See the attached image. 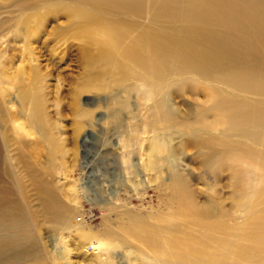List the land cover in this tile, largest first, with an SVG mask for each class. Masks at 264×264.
I'll list each match as a JSON object with an SVG mask.
<instances>
[{"label": "rangeland", "instance_id": "1", "mask_svg": "<svg viewBox=\"0 0 264 264\" xmlns=\"http://www.w3.org/2000/svg\"><path fill=\"white\" fill-rule=\"evenodd\" d=\"M263 79L264 0H0V264H164L122 231L135 220L207 237L198 251L224 264H264L241 255L264 249V170L246 199L238 175L264 165V146L254 167L200 145H251L207 111L215 97L262 113L243 130L264 133ZM161 101L185 129L159 124Z\"/></svg>", "mask_w": 264, "mask_h": 264}, {"label": "bare ground", "instance_id": "2", "mask_svg": "<svg viewBox=\"0 0 264 264\" xmlns=\"http://www.w3.org/2000/svg\"><path fill=\"white\" fill-rule=\"evenodd\" d=\"M194 1V0H193ZM243 1V0H242ZM124 5V4H123ZM185 6V5H184ZM183 6V7H184ZM173 7V6H172ZM182 7V8H183ZM158 8V7H157ZM179 9V8H178ZM177 9V10H178ZM89 10V9H88ZM127 10V9H126ZM174 10V9H173ZM176 10V9H175ZM184 10V9H183ZM93 11V10H92ZM168 11V10H167ZM179 11V10H178ZM191 11V10H190ZM99 12V11H98ZM120 12V10H119ZM188 12V11H187ZM177 13V12H176ZM169 14V13H168ZM158 15V14H157ZM189 15V14H188ZM155 16V15H154ZM159 16V15H158ZM169 16V15H168ZM228 16V15H227ZM231 16V15H230ZM157 17V16H155ZM164 17V15H163ZM178 17V16H177ZM214 17V16H213ZM161 18V17H160ZM166 18V17H165ZM174 18V16H173ZM204 18V17H203ZM232 18V16H231ZM168 19V18H167ZM167 19H165L167 21ZM175 19V18H174ZM202 19V18H201ZM205 19V18H204ZM156 20V19H155ZM154 21V20H153ZM200 21V20H199ZM176 23V22H175ZM182 23V21H181ZM199 23V22H198ZM215 23V22H214ZM180 25V23H179ZM255 27L261 26L258 21H255ZM157 26V25H156ZM185 26V25H184ZM189 26V25H188ZM244 27L247 28L246 25H244ZM254 27V28H255ZM158 28V27H157ZM164 28V27H163ZM171 29V27H170ZM149 30V29H148ZM147 30V31H148ZM159 31V30H158ZM153 32V31H152ZM199 33V32H198ZM169 35V34H168ZM148 37V36H147ZM194 39V38H193ZM146 40V39H145ZM144 40V41H145ZM121 41V39H120ZM184 42V41H183ZM195 42V41H194ZM148 43V41H147ZM146 43V44H147ZM177 44V43H176ZM180 44V43H179ZM214 44V43H213ZM256 44V43H255ZM254 44V45H255ZM167 48V47H166ZM105 49V48H103ZM173 49V48H172ZM154 50V49H153ZM228 50V48H227ZM129 51V50H128ZM149 51V50H148ZM130 52V51H129ZM127 52V53H129ZM232 52V51H231ZM132 53V52H131ZM179 53V52H178ZM135 54V53H134ZM232 54V53H231ZM176 55V54H175ZM131 56H133V54H131ZM136 56V55H135ZM169 56V55H168ZM163 57V56H162ZM172 57V56H171ZM174 57V56H173ZM135 58V57H134ZM161 58V57H160ZM122 59V58H121ZM127 59V58H126ZM163 59V58H162ZM166 59V58H165ZM177 59V58H176ZM188 62H191L194 65H199V64H206L209 62V60H211V58H207L206 56H202V57H198L195 54H190L189 56H187ZM219 59V58H217ZM132 61V60H131ZM170 61V60H169ZM178 61V60H177ZM216 61V59L214 60ZM213 60L211 62H214ZM240 61V60H239ZM158 62V61H157ZM162 61H160L161 63ZM182 62V61H181ZM131 63V62H130ZM137 63V62H136ZM159 63V64H160ZM133 64V63H132ZM158 64V65H159ZM244 64V63H243ZM135 65V64H134ZM180 65V64H179ZM249 65V64H248ZM181 66V65H180ZM207 66V65H206ZM205 66V67H206ZM246 66V65H245ZM179 67V66H178ZM145 68V67H144ZM123 71V70H122ZM142 71V70H141ZM181 71V70H180ZM205 71V70H204ZM245 71V70H244ZM203 72V70H202ZM228 72V71H227ZM173 73V72H172ZM156 76V75H155ZM243 76V75H242ZM239 79V78H238ZM228 80V79H227ZM264 80V79H263ZM163 82V81H162ZM224 82V81H223ZM228 82V81H227ZM158 83V82H157ZM230 83V81L228 82ZM231 85V84H230ZM244 85V84H243ZM247 87L249 89H254L255 88V83L254 82H248ZM161 86V85H160ZM157 87V86H156ZM164 90V89H163ZM220 93V92H219ZM222 93V92H221ZM24 96V95H23ZM150 97H156L157 96V91L155 90V92L151 93V95H149ZM147 97V96H146ZM26 98V97H25ZM152 100V99H151ZM127 103V102H126ZM125 102L122 103H118L121 106H125L124 104H126ZM211 106L208 108L207 111H209V113L211 111L215 112V113H222L225 117L228 116L229 119V124L233 126V130H241L243 132V139L246 140L247 142H249L251 145H247L245 143H237V144H233L232 142H228V141H220V140H216L213 138H205V139H201L200 140V145H203L204 147L208 148L210 151H212L211 156L212 157H216L218 156V154H216L215 152L219 153L218 157H223V158H227L234 160L236 162H241V163H245L251 166H257L256 163L257 161L260 162L261 158L258 159V157H260L259 155H262V153L258 152L256 149H254L252 146L256 145V146H264V133H252L250 130L246 131L243 129H246L245 124H249V122L253 125H255L257 128H261L262 126V113H260L259 111L251 108V109H247L249 110L248 113L243 112V114L241 113H236L238 112V110H241L238 107H229L228 103H226L225 99L222 97H215L211 99ZM232 103V102H230ZM238 108V109H236ZM207 111H205L202 114V117H204V115L207 113ZM235 112V113H234ZM156 116L157 118H159L160 122L159 124L162 125L165 128H186V124L184 123H180L179 119L176 118V116L172 113H170L168 111V109L165 107V105L161 102H157V106H156ZM0 117L3 119L2 114L0 113ZM3 121V120H2ZM195 122V121H193ZM8 123V122H7ZM32 124L35 126H37L36 124V120H32ZM154 125V126H153ZM153 127L157 126V123L153 124ZM195 125V124H194ZM193 125V126H194ZM202 125V124H201ZM229 125V126H230ZM35 126V127H36ZM203 127L206 128H213V125H209L207 122V119L203 120ZM38 128V126H37ZM231 130V131H233ZM195 134V133H194ZM157 145V144H156ZM156 145L153 146V150L152 153H158L156 150ZM233 146H236V150H230L229 148H232ZM223 148V149H221ZM224 150H227V152H225ZM230 150V151H229ZM151 161V160H149ZM153 162V161H152ZM150 164V163H149ZM236 165V164H235ZM259 168H255L254 170H248V169H242L241 172L238 173V175H240L241 177H244L246 179L247 185H248V190L246 191L245 194V199L248 196V194H250V192L253 190L252 186L255 182L253 176L256 173V170H259L263 172L264 170V165L259 164ZM253 167V168H254ZM156 169V168H155ZM27 171V170H26ZM151 171V170H150ZM239 171V170H238ZM33 178V177H32ZM239 178V177H238ZM176 180H174L175 182ZM38 182V181H35ZM173 183V182H172ZM176 183V182H175ZM179 184H181L180 182H178ZM178 184V185H179ZM182 186V185H181ZM175 186H173L172 188H174ZM181 188V187H180ZM34 190V189H33ZM174 190V189H172ZM180 190V189H179ZM177 190V191H179ZM173 193V192H172ZM171 193V194H172ZM45 195V194H44ZM47 195V194H46ZM176 196V195H174ZM174 196H172V198H174ZM179 196V195H178ZM177 197V196H176ZM167 198V197H166ZM49 202H51L52 204L55 205V207L57 206L58 209H61L62 207L57 205L56 200L54 199V196H44V198L41 199V201L44 202V200H46ZM60 199V198H59ZM167 200V199H166ZM169 200V199H168ZM167 200V201H168ZM177 200V199H176ZM45 201V202H47ZM47 202V203H48ZM176 202V201H175ZM174 202V203H175ZM173 202H171L172 204ZM25 204V203H24ZM264 204V203H263ZM27 205V203H26ZM174 205V204H173ZM172 206V205H171ZM217 206V205H216ZM44 207V206H43ZM239 207H244L243 202L240 203ZM253 207V206H252ZM38 208V207H37ZM29 209V208H27ZM49 210V209H48ZM128 210V209H127ZM171 210V209H170ZM73 210H67L65 213V216H63V218H57V221H55L56 226H66L68 224V221L70 219V216L72 215ZM121 211V210H120ZM204 211V210H203ZM131 212V211H130ZM211 212H213V210H211ZM255 212V211H254ZM253 212V213H254ZM74 213V211H73ZM128 213V212H126ZM125 213V214H126ZM133 213V211H132ZM169 213V212H168ZM214 213V212H213ZM252 214V212H250ZM47 214V213H45ZM249 214V213H248ZM250 214V216H251ZM49 215V214H48ZM50 216V215H49ZM157 216V215H156ZM168 216V215H167ZM254 215L252 214V217ZM137 217V216H136ZM248 217V216H247ZM251 217V218H252ZM168 218H170L168 216ZM222 218V217H221ZM106 219V218H105ZM148 219V218H147ZM160 219V218H159ZM214 219V218H213ZM216 219V218H215ZM219 218H217L218 220ZM223 219V218H222ZM247 219V218H246ZM49 220V219H48ZM134 220V219H133ZM141 220V219H140ZM150 220V219H149ZM163 220V219H161ZM220 220V219H219ZM71 221V220H70ZM112 221V219H111ZM136 221V220H135ZM132 221L130 226L123 228V232L125 233V235H127L128 237H130L129 241L132 240V238L134 240H136L137 242H141L143 243L148 250H150L153 255H155V258L160 257L161 258V262H163L164 264H224L223 261H225V257L224 256H217V255H206L204 253H201L200 248L202 247L203 244L205 243H210V241H208L207 237L201 236V237H197L194 236L192 234H183V236L180 235L179 230H177L174 227H169V229L165 230H155L151 227L146 226L145 224H142L140 221L138 223ZM153 221V220H152ZM168 221V219H167ZM221 221V220H220ZM163 222V221H162ZM247 222V221H246ZM54 223V224H55ZM172 223V222H170ZM218 223V222H217ZM261 223V222H260ZM71 224V222H70ZM148 224V223H147ZM164 224V223H163ZM169 223H167L168 225ZM174 224V221H173ZM152 225V224H151ZM156 225V224H155ZM165 225V224H164ZM162 225V226H164ZM251 224L247 225L250 226ZM75 226V225H74ZM158 226V225H157ZM161 226V225H160ZM172 226V225H171ZM252 226V225H251ZM156 227V226H155ZM256 227V226H253ZM58 228V227H56ZM61 228V227H60ZM119 228V227H118ZM168 228V227H167ZM252 228V227H251ZM257 228V227H256ZM62 229V228H61ZM258 230L260 231V228H258ZM200 231V230H199ZM256 231V230H255ZM258 231V232H259ZM211 232V231H210ZM264 235V232L261 231ZM88 233V232H87ZM90 233V232H89ZM255 234L257 232H254ZM91 234V233H90ZM90 234H85V233H78V235H80L82 237L83 240H85V242L89 245H91V249L92 250H101V248L104 246L103 244H101L98 240V242L93 241V235ZM117 234V233H116ZM120 234V233H119ZM200 234V232H199ZM209 234V233H208ZM252 234V232H251ZM210 235V234H209ZM208 235V236H209ZM257 236H259V233L256 234ZM109 236V235H108ZM143 237L144 241H142L141 239H139V237ZM211 237V235H210ZM142 238V239H143ZM212 238V237H211ZM214 238V237H213ZM257 238V237H255ZM113 239V238H112ZM100 240V239H99ZM263 240H264V236H263ZM127 241V240H126ZM251 241V240H250ZM111 242V241H110ZM212 242V241H211ZM256 242V241H254ZM260 242V241H259ZM258 242V244H259ZM83 243V242H82ZM261 243V242H260ZM67 245V244H66ZM112 245V244H111ZM127 245V244H125ZM80 246L82 245H78L76 246L80 248ZM143 246V245H142ZM242 246V245H241ZM246 246V245H245ZM214 247V246H213ZM69 248H67L68 250ZM82 249H88V247L82 246ZM146 249V250H147ZM222 249V248H221ZM80 250V249H79ZM147 250V251H148ZM219 250V249H218ZM224 250V249H223ZM227 250V249H226ZM70 251V249H69ZM204 251V250H203ZM71 252V251H70ZM205 252V251H204ZM224 252V251H223ZM241 252L244 255L246 254L247 257L244 255L242 257L245 258H249V260L251 259H256L257 255H261L262 253H264V249L261 245H257L256 246H250V247H243L241 249ZM208 253V252H207ZM68 254V253H67ZM151 253H149L150 255ZM209 254V253H208ZM224 255V254H223ZM231 255V254H230ZM68 257V256H67ZM144 257V256H143ZM233 257V256H232ZM224 259V260H223ZM237 259V258H236ZM244 259V258H242ZM150 260V258H149ZM238 260L239 257H238ZM236 260V261H238ZM260 260V259H259ZM264 260V259H263ZM245 261V260H244ZM247 261V260H246ZM255 261V260H254ZM158 262V261H157ZM248 262V261H247ZM246 262V263H247ZM250 262V261H249ZM262 262V260L260 261ZM258 264H261V263ZM144 263V262H143ZM243 263V262H242ZM244 263V264H246ZM136 264V263H135ZM145 264V263H144ZM160 264V262L158 263ZM238 264V263H237Z\"/></svg>", "mask_w": 264, "mask_h": 264}]
</instances>
